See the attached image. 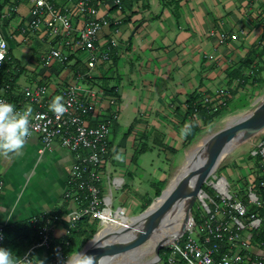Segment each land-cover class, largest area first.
I'll use <instances>...</instances> for the list:
<instances>
[{"label":"crops","instance_id":"obj_1","mask_svg":"<svg viewBox=\"0 0 264 264\" xmlns=\"http://www.w3.org/2000/svg\"><path fill=\"white\" fill-rule=\"evenodd\" d=\"M9 1L12 12H16L11 23L19 25L29 21L27 1ZM50 1L62 7L78 0ZM119 1L121 8L116 5L115 0H96L99 5L98 18L109 21L108 28H103L100 33L99 42L105 44L109 37L117 40L111 64L99 68V77H108L111 86L116 84L117 104L114 110L117 123L110 140L116 146L118 144V153L124 157L126 155L127 159L131 158L136 144L137 133L131 130L135 118L141 112L143 118L147 114L156 121L154 113L161 110V122H156L155 125L162 136L150 139L147 142L148 150L135 162L132 161L133 165L130 160L129 164L126 163V168L129 167L131 171L136 173L139 170L141 182L149 184V189L153 190L151 178L148 179L149 171L153 160L159 159L160 152V147L154 145L153 141L155 139V142L164 146L177 148V132H181L180 128L185 126L182 118L176 114L175 119L178 122L180 119V123L176 122L178 129L176 132L170 129L172 133L169 134V127L163 126L166 118L169 119L166 115L173 112V109L184 115L183 110L187 108L185 102L191 94H198L200 97L214 94L222 84L229 83L246 58L260 52L259 48L264 45V0ZM14 30L18 33H12ZM12 32L9 34L10 54L17 69L11 71L12 74L6 71L15 78V81L10 80L11 78L6 81L11 82L12 90H16L39 78L35 58L38 54L45 53L40 51L46 47L45 44L50 46L53 41L44 39L39 33L34 34L36 36L29 34L25 38L26 35H21L17 26ZM221 34H236L237 38L223 41ZM29 37L35 38L31 42H36L42 48H35L33 52L38 50L39 53L33 56L23 54L24 59L29 61V64H25L26 61L22 60L23 50L19 52L13 42L16 39L15 43L18 44L21 39L25 41ZM72 55L77 57L71 53ZM75 58H71L72 63H76ZM77 67L78 65L70 67L69 71H74ZM56 69L58 70L57 67ZM69 71L65 76L66 80L71 76ZM5 78L6 74L0 78V87L4 86ZM14 84L18 86L16 89H13ZM168 123L166 122L167 126ZM73 161L72 155L57 144L46 148L35 136L27 139L19 154H12L8 159L0 158V224L7 229L22 222H30L34 217L49 215L58 210L63 212L67 206L59 200V195L67 186L65 179ZM123 166V160L116 162L115 159L110 167V176L122 175L119 178L124 183L126 178L133 181L132 178L123 176ZM113 168L122 170L118 171V175L112 176ZM148 196L146 191L143 194L140 192L141 199ZM110 204L112 208V192ZM68 208H72V204ZM84 218L90 221L92 217ZM78 224L79 222L76 226ZM66 227L67 219L64 217L54 235L58 238ZM47 258L48 253L42 248H36L30 254L33 263H44Z\"/></svg>","mask_w":264,"mask_h":264},{"label":"built area","instance_id":"obj_2","mask_svg":"<svg viewBox=\"0 0 264 264\" xmlns=\"http://www.w3.org/2000/svg\"><path fill=\"white\" fill-rule=\"evenodd\" d=\"M20 1H27L30 16L29 21L17 25L20 34L39 33L53 42L47 52L35 58L39 78L25 86L14 84L13 89L18 87L16 90L7 82L0 87V100L14 104L17 110L30 105L33 112L29 138L37 137L46 148L57 144L74 160L68 169L67 186L61 200L67 208L30 221L36 242L21 260L34 264L30 254L42 248L50 257L44 263L34 261L35 264H67L63 256L71 231L84 217L90 216L103 223L107 211L113 215L110 194L120 184L119 177L110 176V167L118 153L110 140L117 123L116 88L111 91L98 84L99 68L111 64L117 40L109 37L105 44L99 42L100 33L108 28L109 21L98 18L96 0H78L62 7L50 0ZM115 3L121 5L119 0ZM0 4H3L0 38L7 45L4 60L0 61L1 71L3 66L13 63L6 31V23L10 26L13 17L6 23L3 21L5 17L9 19L13 8L6 0H0ZM236 38V34H221L223 41ZM68 50L77 56L76 63H72ZM75 65L77 69L69 71ZM68 71L71 76L66 80ZM56 96L63 97L68 109L60 118L49 110ZM206 102L210 100L204 99L203 103ZM262 131V137L249 151L248 165L242 168L245 172L237 178L241 194L230 193L229 181L224 176H212L206 186L212 194L202 189L196 197L202 210L196 231L198 238L189 236L197 226L192 207L185 229L172 242L162 245L164 260L160 258L159 264H264V129ZM70 204L72 208H68ZM64 217L67 227L57 238L54 232ZM4 242V226L0 224V248Z\"/></svg>","mask_w":264,"mask_h":264},{"label":"rangeland","instance_id":"obj_3","mask_svg":"<svg viewBox=\"0 0 264 264\" xmlns=\"http://www.w3.org/2000/svg\"><path fill=\"white\" fill-rule=\"evenodd\" d=\"M6 18V17H5ZM5 18H3L4 22H5ZM12 16L10 15L8 20H11ZM14 25H13V24ZM10 26L7 25L6 23V31L8 34H10L13 30V28H16V24L14 22H12ZM11 29V30H10ZM20 32V31H19ZM12 33L17 34V31H13ZM29 34H26L25 38L28 37ZM30 35H34V34H30ZM36 36V35H34ZM21 39V38H19ZM24 39V38H23ZM35 40V38H31L29 37L28 40L25 41H18L21 43L16 44L15 42L16 39H14V44L15 47L17 48V50L19 52H21L20 50L22 49L23 52L22 53V60H25L24 56H33L35 54H38L39 51H34L33 50L35 48H42L38 46V44L36 42H31ZM44 44V43H43ZM46 47H43L40 51L41 52H47L49 45L45 44ZM262 50H264V45L259 48V51L262 52ZM70 53H72L71 50H68ZM20 53H18L19 55ZM23 54H26L23 56ZM20 56V55H19ZM75 58V56H71L70 58ZM28 58V57H26ZM77 60V57L75 58ZM25 64H29L28 59L25 60ZM263 62H264V58L255 61L251 67L244 69L242 72V76L245 77L247 79L246 82H241L240 81H236V79H231L230 81H228L229 83H224L222 84L217 91H215L214 94H210V95H205L202 96L201 99L197 100V102L199 103H203V100L208 98L210 100V102H208L210 104L209 107V111L210 113H214L215 115L213 116V118L211 120H208L207 123L203 122L202 119L200 120L199 117H195L197 119V122L199 124V128L197 130V133L195 135V138L193 139L192 143H190L189 145L185 144V137H186V125L190 124L192 122V116H188L186 114L187 110L184 109V115L183 113H177L175 111V109H173V112H169L168 115H166L169 119L164 122L165 124H163V126H165V128L169 127V134H171L172 132H170V129L173 130V132H176V129H178L177 127V123H180V119L179 122L175 119L176 118V114H178V116L180 118H182V122H184V127L180 128L179 131L181 132H177V142H176V147L177 148H173L170 147L169 145H165L164 148H160V152H159V159H154L153 160V164H152V169L149 171V177L148 179H150V181H154L157 182V184L161 181L158 177H160L163 181H165V185L163 186L162 190H164L165 188H167V186H169L171 180L175 177V175L179 172V170L185 166V162H186V152L189 151L197 142H199L201 139H203L204 137H208L210 135H212L213 133L225 128V126L228 124V122L231 121V119L238 115L239 113H243V112H248L247 110L251 109L254 110L258 104L260 103L262 96L264 95V66H263ZM17 66L15 63H12L9 65L8 67V71H16ZM250 71H253V73H250ZM0 78H2V75L0 74ZM103 78V79H102ZM102 80V81H101ZM98 83L100 84H104V86H109L111 84V80H109L108 77H99L98 78ZM232 81V82H231ZM234 81V82H233ZM25 82V81H24ZM108 82V83H107ZM7 82H5L6 84ZM219 90H223V92H220ZM143 97V96H142ZM261 98V99H260ZM256 102V106L255 103ZM168 104V103H167ZM171 104V103H170ZM169 104V105H170ZM225 104V105H224ZM222 106V107H220ZM162 113L161 110L158 109V111H156L154 114H156V121H154V119L150 116V115H145L144 118L142 117V113L140 112L134 120V127H132L131 130H133V132L137 133L136 134V144H135V148H133L134 151H136L137 149L141 148L142 146H147V142L150 139L153 138H160V136H162V134L160 133V129L155 125L156 122H161V118H160V114ZM184 118V121H183ZM194 118V117H193ZM237 118V117H234ZM164 121V120H163ZM174 121V122H173ZM138 122V124H137ZM166 122L168 123V126L166 125ZM164 130V129H162ZM158 136V137H157ZM262 137V133H257L253 136H251L250 138L247 139L246 142L242 143L240 146L232 149L231 152L227 153L222 160L219 162L216 171L211 175V177L208 178V180L205 182H203L202 184V189H204L207 193L212 194L211 189L206 187L207 183L209 185V180L212 179L214 176L220 177V176H224L230 184L229 190L230 193L233 195L235 194H241V188L238 186L237 183V178L240 176H242V168L247 167L248 165V154L249 151L251 150V148L255 145V143L257 141L260 140V138ZM141 140H146V142L141 141ZM161 140V139H160ZM148 148V146H147ZM164 150H167V152H164ZM134 156V152L133 155L131 156V158L129 157L127 159L126 155L123 159L124 161V173L123 176H128L130 178L133 179V181H131L129 178H126V182H121V178H120V184L118 186H116L115 188H113L111 190L112 192V212H113V217L114 218H118L119 216L116 214L117 210H120V213L125 215L126 217H134L137 216L138 214H140L141 212L144 211V209L146 207H148L153 201L156 202L157 200H155L157 197L154 194V190H150L149 189V184H145L141 182V178L142 175L141 173H139V170H136V173L134 171H131L129 167L126 168V163L129 164L131 161L132 163V159ZM130 160V161H129ZM117 162V160H116ZM120 162V161H118ZM185 163V164H184ZM149 168V167H148ZM131 169L133 170V167H131ZM122 170V169H121ZM121 170H115L114 168L112 169V176H116L118 175V171ZM131 174L133 175V177H131ZM153 174L157 177H154ZM161 175V176H160ZM122 176V175H121ZM119 176V177H121ZM146 176V175H145ZM213 176V177H212ZM165 178V179H164ZM145 179V178H144ZM67 183V175H66V179H65V185ZM147 192L148 196V200L146 201L145 198L141 199L140 197V192L141 194H143L144 192ZM107 192V191H106ZM63 191L60 193L59 195V200L63 199ZM239 198H242L241 196H239ZM149 202V204H147ZM193 207H194V212H193V219L196 221V228L194 229V231L192 233L189 234L190 238L192 239H197L198 235L196 233V231H198V225L200 224L201 221V208H200V203L198 202V200L196 199L193 202ZM95 220V222H94ZM131 223V222H130ZM89 224H93L95 226V230L92 234V237L97 234L99 232L100 229H102L103 227V223H101L98 219L96 218H91L89 221ZM122 226V225H121ZM120 226V227H121ZM118 229V228H116ZM116 229H114L113 231H115ZM91 237V238H92ZM90 238V239H91ZM150 243V241L148 242ZM148 243L146 245H148ZM85 245V244H84ZM83 245V246H84ZM145 245V246H146ZM82 246V248H83ZM81 248V249H82ZM80 249V250H81ZM80 250L76 251L75 253L79 252ZM27 250L24 251V253H26ZM72 255V254H71ZM71 255L68 256L67 253L65 252V256L64 257V263H66V261H68L71 258ZM50 257V255H48ZM144 259V258H143ZM150 258H145L144 261L148 260ZM72 260V259H71ZM142 256L141 257H135L133 259L132 262L129 261H125V264H139L142 263ZM155 264H159L155 263Z\"/></svg>","mask_w":264,"mask_h":264},{"label":"water","instance_id":"obj_4","mask_svg":"<svg viewBox=\"0 0 264 264\" xmlns=\"http://www.w3.org/2000/svg\"><path fill=\"white\" fill-rule=\"evenodd\" d=\"M264 129V96L258 106L249 112V114L232 119L225 128L208 136L199 148L196 156L192 160L191 166L184 177L172 186L169 190L165 188L161 191L158 199H162L159 205L150 210L154 201L140 214L133 218L138 219L148 216V226L141 231L118 228V231H108L106 234L97 237L100 232L89 239L83 248L71 255L78 256L75 264H83L84 255L92 258V264H109L114 259L130 252H136L145 247L152 239L153 234L158 229L159 222L166 216L180 197L188 196L190 201L185 208L184 218L179 235L186 227L193 202L202 190V184L208 178V175L217 167L228 148L236 141H245L251 136L261 132ZM209 154L207 160L205 155ZM196 179V188L193 193L188 192V187ZM175 239V238H174ZM163 242H158L154 247V260H149L139 264H155L160 260L159 250Z\"/></svg>","mask_w":264,"mask_h":264},{"label":"trees","instance_id":"obj_5","mask_svg":"<svg viewBox=\"0 0 264 264\" xmlns=\"http://www.w3.org/2000/svg\"><path fill=\"white\" fill-rule=\"evenodd\" d=\"M9 2H10L9 0H6L7 4ZM2 7H3V4H0V9ZM11 16L12 17L15 16L14 12L11 13ZM262 58H264V50H262V52H259L258 54L254 56L250 55L240 64V66L238 67V70L235 71L236 75H233L232 78L239 80L240 81L239 83L246 82L247 79L242 76L243 70L251 67L255 61L260 60ZM263 66H264V62H263ZM7 67H9V65L3 66V68L0 71V74L1 75L2 73L3 75L6 74L5 82L8 81V78L9 79L11 78L10 80L15 81L14 77H11L9 76L10 75L9 73H6L8 69ZM115 85L116 84L109 87L110 85L104 86V84H101L103 88H107L111 91H113L116 88ZM200 98L201 97L198 94H191L188 101L185 102L187 105L186 114L188 116L190 115L192 116V122L187 126L188 128L186 127V137H185L186 145H189L190 143H192L197 133V130L199 128V124L195 117H199L200 120L202 119L203 122L207 123L208 120H211L213 116L215 115L214 113L212 114L210 113L209 111L210 104L208 102L206 103L197 102V100H199ZM153 143L154 145L160 148L164 147V144L155 142V139ZM147 150L148 148L145 145L137 149L134 152L132 161L135 162L138 159V157L142 155L143 153H145ZM164 185H165V181L163 180H161L158 184L157 182H154V181L151 182V186L153 187L154 194L156 195V197L160 195ZM148 199H149L148 197L145 198L146 201ZM149 202L150 201H148L147 204H149ZM94 230H95V226L93 224H89V219L82 218L79 224L71 231L70 236H68L67 238L68 246L65 249V252L67 253V255L70 256L71 254H74L76 251L80 250L82 246L92 237ZM4 232H5V242L3 243L1 248H5V249L12 251L13 255L20 259L24 255V250H28L36 241V235H35L34 228L32 224L28 221L22 222L21 224H18L17 226L12 227V228H7V229L4 228ZM159 257L162 260H164V253L162 249L159 250Z\"/></svg>","mask_w":264,"mask_h":264},{"label":"bare ground","instance_id":"obj_6","mask_svg":"<svg viewBox=\"0 0 264 264\" xmlns=\"http://www.w3.org/2000/svg\"><path fill=\"white\" fill-rule=\"evenodd\" d=\"M20 2L23 3V1H20ZM11 74H12V72H11ZM2 75H3V73H2ZM263 96H262V98H263ZM254 104H255V106L257 105L256 102ZM247 111L248 112L245 111L243 113H239L238 115H236L234 117H241V116L247 115L252 110L249 109ZM234 117L232 119H234ZM261 132H263V131H261ZM206 138L207 137H204L203 139H201L189 151L186 152V155H185L186 156V162H185L186 164L184 163L185 166H183L179 170V172L175 175V177L171 180L169 186H167V190H169L172 186H174L176 183H178L184 177V175L188 171L189 167L191 166L192 160L196 156L199 148L201 147L203 141ZM246 141L247 140L236 141L235 143H233L228 148L226 154L231 152L232 149L240 146L242 143H244ZM117 146H118V144H117ZM208 158H209V154H206L204 159L207 160ZM216 168L210 173V175H208V177L211 176L216 171ZM195 188H196V179H194L192 181V183L190 184V186L188 187V192L193 193ZM157 199L158 198H156L155 200H157ZM161 201H162V199H158L156 202H154L150 210L152 211L153 209H155ZM189 201H190V197H188V196L180 197L176 201L174 206L170 209V211L166 214V216L162 219V221L159 222L158 229L153 234L152 239L150 240V243H148V245H146L145 247H143L139 251L130 252V253L124 254L122 256H119L118 258L114 259V261H111L109 264H125V261L132 262L135 257H141V256H142V261H143L142 263L147 262L149 260H154L155 255H154L153 249L156 246V244L158 242H163V244H168V243L172 242L173 239L178 236L177 234L181 229V225H182L183 218H184L185 208L188 205ZM116 214L119 216L118 218H114L113 215H110L108 211L106 212V216L103 219V227H102V229L99 230L100 233L97 236L98 238L100 236L106 234V232H108V231L113 232V230L116 229V227H120L121 225L122 226L120 228L126 227V232H128L127 229L141 231L144 227L148 226L149 221H148L147 215L143 216L142 218H138V219L135 218L134 219L133 217H126L125 215L121 214L119 211H117ZM116 230L118 231V229H116ZM77 257L78 256H76V255L72 256L68 260L67 264H75L76 261L78 260ZM145 258H150V259L144 261Z\"/></svg>","mask_w":264,"mask_h":264},{"label":"clouds","instance_id":"obj_7","mask_svg":"<svg viewBox=\"0 0 264 264\" xmlns=\"http://www.w3.org/2000/svg\"><path fill=\"white\" fill-rule=\"evenodd\" d=\"M6 42L0 38V61L6 54ZM57 118L67 112L62 96H56L49 104ZM33 109L26 105L17 110L16 106L5 100H0V158L8 159L12 154H19L24 148L27 139L31 136V121ZM114 159L122 161L124 157L117 153ZM0 264H25L23 260L15 257L12 251L0 248ZM83 264H92V258L84 255Z\"/></svg>","mask_w":264,"mask_h":264}]
</instances>
